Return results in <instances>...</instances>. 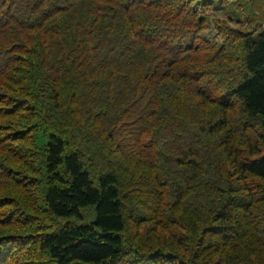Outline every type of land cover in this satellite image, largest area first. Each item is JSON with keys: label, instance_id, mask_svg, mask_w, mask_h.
<instances>
[{"label": "trees", "instance_id": "16d2710c", "mask_svg": "<svg viewBox=\"0 0 264 264\" xmlns=\"http://www.w3.org/2000/svg\"><path fill=\"white\" fill-rule=\"evenodd\" d=\"M220 1L260 28L0 0V264H264V0Z\"/></svg>", "mask_w": 264, "mask_h": 264}, {"label": "rangeland", "instance_id": "374dc122", "mask_svg": "<svg viewBox=\"0 0 264 264\" xmlns=\"http://www.w3.org/2000/svg\"><path fill=\"white\" fill-rule=\"evenodd\" d=\"M227 3L228 2H223L222 1V3H221L220 0H214V4L213 5L201 7L199 9V12H201V13H205V12L209 13L211 15L210 16L211 23L214 26H215V24L212 21L213 17L225 18L233 26L238 25L239 22H242L244 26L247 25L249 23V19H250L249 17H246L247 13L243 12V11H240L238 17L240 18L241 21H239L237 19V16L234 14V12H237L238 9L235 8L233 10V6H234L233 3L229 2L228 5H227ZM245 5H247V8L245 10L248 11L250 9L249 0H246ZM260 26H261V24H258V23H255V25L252 24L250 27L248 26V30H250V29H255L256 30V29L260 28ZM204 35H206L207 37H209L210 39H213V40H219L220 42L223 41V37L219 34V32L217 30L216 31L213 30L211 32H204Z\"/></svg>", "mask_w": 264, "mask_h": 264}]
</instances>
